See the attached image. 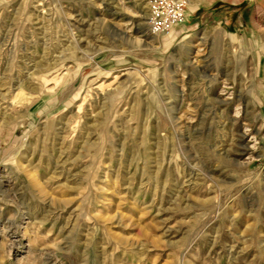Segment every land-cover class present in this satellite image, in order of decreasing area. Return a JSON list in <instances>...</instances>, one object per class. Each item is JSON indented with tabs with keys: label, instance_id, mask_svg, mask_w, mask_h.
Listing matches in <instances>:
<instances>
[{
	"label": "rangeland",
	"instance_id": "obj_1",
	"mask_svg": "<svg viewBox=\"0 0 264 264\" xmlns=\"http://www.w3.org/2000/svg\"><path fill=\"white\" fill-rule=\"evenodd\" d=\"M183 1L0 0V264H264V0Z\"/></svg>",
	"mask_w": 264,
	"mask_h": 264
},
{
	"label": "built area",
	"instance_id": "obj_2",
	"mask_svg": "<svg viewBox=\"0 0 264 264\" xmlns=\"http://www.w3.org/2000/svg\"><path fill=\"white\" fill-rule=\"evenodd\" d=\"M186 20V4L182 0H149L147 25L149 33L169 34Z\"/></svg>",
	"mask_w": 264,
	"mask_h": 264
},
{
	"label": "bare ground",
	"instance_id": "obj_3",
	"mask_svg": "<svg viewBox=\"0 0 264 264\" xmlns=\"http://www.w3.org/2000/svg\"><path fill=\"white\" fill-rule=\"evenodd\" d=\"M182 1V0H181ZM189 3H190V6H191V8H196V7H198V5H199V2L200 1H198V0H187ZM186 1V2H187ZM195 3V4H194ZM152 36H155V35H152Z\"/></svg>",
	"mask_w": 264,
	"mask_h": 264
}]
</instances>
